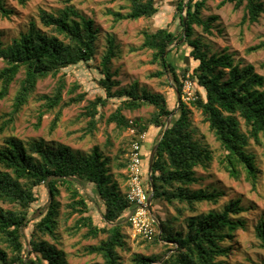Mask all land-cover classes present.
<instances>
[{
  "label": "trees",
  "instance_id": "obj_1",
  "mask_svg": "<svg viewBox=\"0 0 264 264\" xmlns=\"http://www.w3.org/2000/svg\"><path fill=\"white\" fill-rule=\"evenodd\" d=\"M17 1L21 5L27 3V0ZM172 1L181 31L169 27L144 30L140 47L153 51V62L159 65L154 75L166 77L174 95V88L183 93L184 80L189 74L196 88L191 107L182 99L175 111L176 103L170 108L163 93L140 88L137 83L129 88L114 89L120 84L114 78L116 71L112 69L117 47L114 40L109 39L98 78L104 94L90 100L86 106L85 115L90 117L86 131L93 133L96 130L98 118L102 116L99 110L111 98L120 103L107 121L121 129L130 126L123 110H134L146 104L154 107L150 124L139 126L140 130L148 129V132L157 129L146 154L147 158L150 157L152 148L157 145L151 170L154 187L151 207L153 210L154 200L174 206L177 217L184 216L185 226L176 228L172 220L156 218L161 233L156 231L151 240L142 241L149 245L148 248L161 246V251L135 252L127 264H231L232 254L238 248V230L246 228V221L239 215L250 206L243 205L241 199L236 198L220 211L193 214L197 204H218L225 193L219 189L190 188V184L199 181L197 168L208 169L214 160L213 150L195 137L191 108L200 111L202 120L208 123L219 143L218 160L223 169L236 179L244 174L255 187L260 169L248 146L251 140L264 146V76L253 64L237 62L227 49L209 53L203 38L195 35V26L211 33V26L218 19L215 14L203 17L207 0ZM226 3H234L236 8L244 5L243 23L258 22L264 12V0H221L218 6ZM158 11V0H130L127 12L113 11L112 14L117 22L151 18ZM13 13L14 9L7 6L6 0H0V18L9 19ZM40 20L51 32L42 30L33 21L10 43L0 39V59L4 62L0 69V101L7 97L11 84L24 69L12 109L0 124V133L15 120L43 78L56 77L63 72L53 92L41 96L37 124L45 114L56 111L51 131L59 125L63 106L85 97V93H81L62 104L66 86L64 70L89 63L96 55L99 29L94 19L66 5L55 12L42 10ZM183 37L185 41H182ZM183 47V58L177 63L172 57ZM260 49H264V39L248 50ZM79 86L75 83L73 90ZM171 114V122L165 129ZM109 163V157L97 146L85 154L68 145L53 147L42 140L26 143L15 135L7 136L0 145V202L11 203L14 207L4 209L0 206V264H68L63 251L47 237L57 239L61 220L66 224L74 214L79 216L69 232L77 235L85 229L83 238L98 239L96 244L85 247L86 253L102 257V262L96 264H125L121 251L131 250L125 227H130L128 215L132 204L114 178ZM127 163L125 157L119 168H126ZM144 170V186L150 190L148 168ZM42 185L47 189V202L33 209V203L40 200L37 189ZM62 188L69 193L65 211H62L58 199ZM186 211L191 214L185 216ZM27 229H31L29 233ZM256 233L264 247V220L257 224Z\"/></svg>",
  "mask_w": 264,
  "mask_h": 264
},
{
  "label": "rangeland",
  "instance_id": "obj_2",
  "mask_svg": "<svg viewBox=\"0 0 264 264\" xmlns=\"http://www.w3.org/2000/svg\"><path fill=\"white\" fill-rule=\"evenodd\" d=\"M220 1L207 0L206 7L202 12L204 18L213 14L218 16V19L211 26V33L203 31L200 26H195V35L203 38L208 46L209 53L227 49L233 53L237 62L253 64L256 71L264 76V49L257 51L248 50L249 47L264 39V12L258 22L251 23L246 21L243 23L244 5L236 8L234 3H226L224 6L219 7ZM6 4L14 9L11 18H0V39L6 44L18 37L21 32L26 31L33 21L42 30L51 32L49 28L41 23V11L55 12L66 5L73 7L81 14L93 18L96 27L99 29V35L95 57L89 63H81L64 70L66 72L64 74L66 86L63 90L62 104L81 93H85V97L79 102L63 106L59 125L54 131H51L50 125L56 111L45 114L41 123L37 124L39 108L42 103L41 96L53 92L63 72L56 77L48 76L39 80L35 94L18 113L15 120L0 133V145L7 136L15 135L26 143L42 140L45 144L53 147L68 145L73 150L85 154L97 146L100 151L109 157L111 172L119 182L122 191L126 193V168H119V165L127 157L132 141L140 133L145 132L146 136L142 141L143 168H148L149 157L147 158L146 154L150 151V145L153 137L155 138L157 135V129H153V132H148V129L140 130L139 126L145 127L150 124L154 114V107L146 104L134 110H123V114L129 121L130 126L121 129L115 123H108L107 121L109 115L120 103L116 98H111L99 110V115L102 116L98 118L96 130L93 133H88L86 127L90 117L85 115L86 106L90 100H94L97 96L104 94V91L98 85V78L101 75V59L106 52L109 39H113L117 47V55L113 59L112 69L116 71L114 78L120 83L114 89L129 88L133 83H137L140 88H146L151 92L163 93L169 101L170 108H173L176 103V110L178 103L176 88H174V95L172 88L166 83L167 78L154 75L159 70V65L153 62V51L140 47L144 40V30L151 31L159 27H169L170 29L181 31L180 20L175 18L176 9L173 1L158 0L159 11L151 18L141 17L136 20L124 19L117 22L114 20L112 12H127L130 0H71L69 3L66 0H27L25 5L19 4L17 0H6ZM182 41H185V38ZM184 48L172 57L175 62L183 58L182 52ZM3 66L4 62L0 59V69ZM23 77L24 69L18 73L16 80L11 84L7 97L0 101V124L3 119L8 117L12 109L13 98L19 88V81ZM75 83H79L80 86L73 90ZM195 97L196 88L194 86H192L190 94H187L184 90L181 94V99L186 101L189 106L190 101ZM191 109L195 137L213 150L214 160L208 169L197 168V176L200 177L199 181L190 184V188L219 189L225 193L218 204L213 202L197 204V209L193 214L204 215L211 210L220 211L231 199H241V203L250 206V208L239 215L246 221V228L238 230L236 242L238 248L232 254L231 264H263L264 247L257 236L256 226L261 220H264V146L256 144L253 140L248 146V150L255 154L260 169L258 182L253 187L244 174L239 179H236L223 169L218 160L220 153L219 143L215 139L208 123L202 120L200 111L195 108ZM241 124L243 130H245L246 127L242 119ZM37 190L40 193V200L33 203V209L44 205L48 198L47 189L44 185ZM58 199L62 203V211H65L64 204L69 201V193L62 188ZM0 206L4 209L14 207L11 203L3 202H0ZM151 213L155 219L172 220L176 228L185 226L184 216L177 217L174 206L164 201L154 200ZM190 214L189 211L185 212V216ZM78 216V214H74L68 219L66 224L62 219L61 226L57 231V239L49 236L47 239L54 242L63 251L64 258L68 264L101 263L102 257L100 255L85 252V247L90 244H96L98 239L83 238L82 234L85 229L81 230L77 235H72L69 232L70 226L74 224ZM96 221L100 222V219L96 217ZM155 226L156 231L159 233L161 229L159 224L158 228L157 225ZM30 230L27 229V233ZM125 232L128 246L131 248L130 251H121L125 264L130 262L135 252L149 254L161 251V246L148 248L149 245L142 241L144 239L141 236L134 235L131 225L130 227H125ZM168 254L169 252L165 257Z\"/></svg>",
  "mask_w": 264,
  "mask_h": 264
},
{
  "label": "built area",
  "instance_id": "obj_3",
  "mask_svg": "<svg viewBox=\"0 0 264 264\" xmlns=\"http://www.w3.org/2000/svg\"><path fill=\"white\" fill-rule=\"evenodd\" d=\"M193 81L189 74L184 80L183 90L191 93ZM145 132L140 133L132 141L129 148L126 167L128 189L126 197L132 204V209L128 215V220L134 232L143 239L151 240L156 233V219L148 208V200L152 194L151 189L147 190L144 186L145 170L143 168L142 141L145 139Z\"/></svg>",
  "mask_w": 264,
  "mask_h": 264
},
{
  "label": "water",
  "instance_id": "obj_4",
  "mask_svg": "<svg viewBox=\"0 0 264 264\" xmlns=\"http://www.w3.org/2000/svg\"><path fill=\"white\" fill-rule=\"evenodd\" d=\"M186 31H184L185 33ZM184 39V37H183ZM182 39V40H183ZM168 50V49H167ZM167 50L164 52L163 54V57L166 55L167 53ZM176 93H177V108L175 111H177L180 103H181V93L176 89ZM171 117H172V114L169 116L168 120H167V123H166V126H165V129L168 128L170 122H171ZM156 150H157V145H155L152 150H151V153H150V157H149V162H148V172H149V179H150V182H151V191H152V194L151 196L149 197V200H148V208L149 210L151 211L152 210V207H151V204H152V199H153V190H154V187H153V184H152V178H151V170H152V166H153V161H154V157H155V153H156ZM161 233V229L159 231V234Z\"/></svg>",
  "mask_w": 264,
  "mask_h": 264
},
{
  "label": "crops",
  "instance_id": "obj_5",
  "mask_svg": "<svg viewBox=\"0 0 264 264\" xmlns=\"http://www.w3.org/2000/svg\"><path fill=\"white\" fill-rule=\"evenodd\" d=\"M127 189H128V185H127ZM127 192V191H126Z\"/></svg>",
  "mask_w": 264,
  "mask_h": 264
}]
</instances>
